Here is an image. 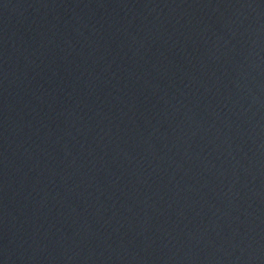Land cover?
<instances>
[{
	"label": "water",
	"instance_id": "95a60500",
	"mask_svg": "<svg viewBox=\"0 0 264 264\" xmlns=\"http://www.w3.org/2000/svg\"><path fill=\"white\" fill-rule=\"evenodd\" d=\"M0 264H264V0H0Z\"/></svg>",
	"mask_w": 264,
	"mask_h": 264
}]
</instances>
